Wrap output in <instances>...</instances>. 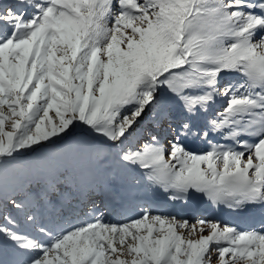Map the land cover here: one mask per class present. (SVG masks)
Listing matches in <instances>:
<instances>
[{
  "label": "snow or ice",
  "instance_id": "snow-or-ice-1",
  "mask_svg": "<svg viewBox=\"0 0 264 264\" xmlns=\"http://www.w3.org/2000/svg\"><path fill=\"white\" fill-rule=\"evenodd\" d=\"M0 264H264V0H0Z\"/></svg>",
  "mask_w": 264,
  "mask_h": 264
},
{
  "label": "rangeland",
  "instance_id": "rangeland-1",
  "mask_svg": "<svg viewBox=\"0 0 264 264\" xmlns=\"http://www.w3.org/2000/svg\"><path fill=\"white\" fill-rule=\"evenodd\" d=\"M156 199L159 200V198H156ZM135 210H138V208L135 209ZM131 211H132V209L130 208L129 212H131ZM199 214L206 215V216H219V217H222V218H225V219H232L231 217H224L223 213H221L218 209H215V208H210L209 210L203 211V212H201ZM238 223L243 225L245 223V221L241 220V221H238Z\"/></svg>",
  "mask_w": 264,
  "mask_h": 264
}]
</instances>
